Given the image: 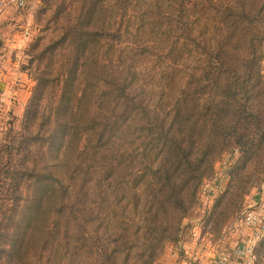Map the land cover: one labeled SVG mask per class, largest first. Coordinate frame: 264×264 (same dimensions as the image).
<instances>
[{"label": "trees", "instance_id": "trees-1", "mask_svg": "<svg viewBox=\"0 0 264 264\" xmlns=\"http://www.w3.org/2000/svg\"><path fill=\"white\" fill-rule=\"evenodd\" d=\"M69 1L38 54L24 130L3 145L10 164L26 155L5 178L38 197L14 188L0 199V264H154L219 158L238 152L228 189L250 188L247 167L264 164V0H167V13L154 0L146 13L158 18L138 24L125 18L130 0H80L77 16ZM56 151L59 163L77 154L67 185L47 161ZM32 206L29 228L17 218Z\"/></svg>", "mask_w": 264, "mask_h": 264}, {"label": "rangeland", "instance_id": "rangeland-1", "mask_svg": "<svg viewBox=\"0 0 264 264\" xmlns=\"http://www.w3.org/2000/svg\"><path fill=\"white\" fill-rule=\"evenodd\" d=\"M72 1L74 2L72 11L77 16L80 0ZM63 2L68 4L70 1L0 0V146L4 153L7 151L3 145L11 141V136L18 139L24 130L27 108L37 84L35 75L39 73L40 69H44V67L38 69L39 61H41L38 54L43 48L59 38L60 30L57 28L66 23L65 16L68 10L66 13L58 10ZM130 5V13L127 17L125 16L126 20H131L129 23H133L135 20L138 24L136 20L140 19L139 21H141L143 16L145 20L154 15H156L154 19L159 16L156 12L146 13L148 5L155 8L154 0H130ZM161 6L162 10L167 13V0H163ZM111 13L117 14L116 19L120 24L122 19L119 14L123 13V9L119 12L116 9ZM130 15L136 16V18ZM129 16L130 18H128ZM164 25L166 24L158 25L156 32L157 30L159 33L164 31ZM208 30L212 31V28L208 26ZM150 31L148 25L142 26L144 37H151ZM170 31L171 29L167 35ZM37 44L39 45L37 46ZM55 69L57 70V68ZM83 83L86 84L87 79ZM79 86L81 87L83 84L80 83ZM79 86L75 87L76 93H79ZM91 87L93 88V84L88 87L89 91L92 90ZM92 93L93 91L91 95H93ZM74 101L75 98H72L71 103ZM87 108L89 106H85L80 112V115L85 119H87L85 115ZM67 111L69 112V110ZM40 117V114L35 117L32 124L33 132L37 131ZM137 140L141 142L139 137ZM80 145H83L82 140ZM7 155L9 157L7 160L0 157V191H4L1 193L0 199L8 195V189L14 188L24 189V191L26 189L32 198L38 197L33 186L21 182L22 176L18 181L21 184L18 186L17 184L16 186L11 185L9 179L5 178L4 171L9 169V166H12V169L15 166H23L21 160L26 156L25 152L20 155L15 154L12 164H10L11 156L8 153ZM76 155L73 154L67 161H62L63 163H59L60 160L56 157L58 151L47 157L55 175L60 179L59 183L67 185V172L70 164H79ZM32 156L30 155V161ZM84 157L87 158L86 155ZM237 157L238 152L235 150L230 154L225 153L216 161L214 175L204 181L199 188L194 204L182 217L183 233L180 240L170 243L154 264H183V260L192 259L195 256H198L197 263L213 264L224 253L231 262L228 264H243L246 259L244 251L248 245H251L255 250V264H264V164L261 165L262 160L256 158L247 167L246 174L253 178L250 188H248L250 184H247V189H228L231 181L229 169ZM79 161L82 165L87 166V159L79 157ZM66 162L67 165L64 164ZM29 165H33V163ZM72 186L69 189H73ZM59 187L60 185L56 183L48 185V189H58ZM227 192H229L228 195H226ZM240 194L243 195L240 196ZM47 200L49 201L48 198ZM39 210L38 206H32L30 212L25 214L26 218H17V220H24V224H28L27 226L30 228L37 219ZM251 211H254L253 216H256L255 220L257 221L253 227L246 221L248 213Z\"/></svg>", "mask_w": 264, "mask_h": 264}, {"label": "built area", "instance_id": "built-area-1", "mask_svg": "<svg viewBox=\"0 0 264 264\" xmlns=\"http://www.w3.org/2000/svg\"><path fill=\"white\" fill-rule=\"evenodd\" d=\"M264 188V186H263ZM254 215V211H251L248 213V220L247 224L253 227L254 225L257 224V221L255 220L256 216ZM253 216V217H252ZM244 255H246V259L243 262V264H255V250L251 245H248L246 248V251H244ZM243 258V256H241ZM198 256L192 257V259H186L183 260V264H202V263H197ZM218 261H215L216 263L213 264H228L231 263L228 259V256L224 253L221 256L217 258ZM211 264V263H210Z\"/></svg>", "mask_w": 264, "mask_h": 264}]
</instances>
